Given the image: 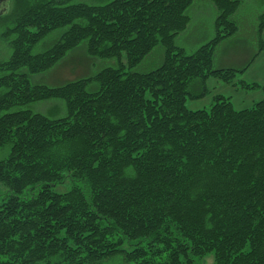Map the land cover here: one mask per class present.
I'll list each match as a JSON object with an SVG mask.
<instances>
[{
    "label": "trees",
    "instance_id": "obj_1",
    "mask_svg": "<svg viewBox=\"0 0 264 264\" xmlns=\"http://www.w3.org/2000/svg\"><path fill=\"white\" fill-rule=\"evenodd\" d=\"M209 1L214 35L192 52L177 39L194 0L10 1L0 16L12 36L0 62V148H11L0 160L10 191L0 264H202L211 255L214 264H264V97L241 109L221 93L209 109L186 105L207 93L210 76L233 83L264 49V13L250 61L218 67L243 0ZM58 29L50 48L33 52ZM84 41L90 56L117 64L32 84L30 74ZM158 45L162 64L135 70ZM46 100L63 101L65 115L25 107ZM68 180L69 190H54Z\"/></svg>",
    "mask_w": 264,
    "mask_h": 264
},
{
    "label": "rangeland",
    "instance_id": "obj_2",
    "mask_svg": "<svg viewBox=\"0 0 264 264\" xmlns=\"http://www.w3.org/2000/svg\"><path fill=\"white\" fill-rule=\"evenodd\" d=\"M11 0L0 1V16L8 18L12 8ZM88 3H105L110 0H75ZM8 3V4H7ZM10 12V13H9ZM187 13L191 17L188 28L178 36L177 43L187 49L188 52L196 50L204 42L214 35V21L217 15L215 5L209 0H194L188 8ZM264 13V0H243L240 8L233 16L239 25L238 33L222 42L216 51L215 62L228 64L235 67L245 66L246 63L256 53L258 49L257 25L259 16ZM0 26V62L8 59L12 52L10 41L12 36H4ZM63 29L51 32L43 38L33 49L34 53H39L50 48L60 37ZM264 41V29L261 32ZM164 49L158 45L135 70L139 72L151 71L162 64ZM125 60V58H124ZM117 61L113 58L92 57L87 53L86 42H82L75 49L70 50L66 56L52 68L35 74H30L32 84H46L50 86L62 85L83 77L93 76L106 66H115ZM244 64V65H243ZM21 72H27L22 68ZM243 83L256 84L255 87L247 88ZM208 91L199 98H188L186 105L190 109H209L214 102L216 94L230 96L234 107L237 109L252 106L256 101L264 97V49L254 58L249 66L237 74L233 83H228L216 76H210L206 81ZM98 84L92 83L90 90H96ZM198 88V89H197ZM200 87L193 86V90L198 92ZM58 104V108L54 107ZM35 112H42L48 115L63 116L66 113L65 104L60 100H46L32 102L25 106ZM60 107V108H59ZM57 108V109H56ZM18 108H15V110ZM10 145L0 148V160L8 157ZM71 187L68 180L54 187L57 192H65ZM8 186L0 181V204L9 196ZM202 264H214L213 255L203 259Z\"/></svg>",
    "mask_w": 264,
    "mask_h": 264
},
{
    "label": "crops",
    "instance_id": "obj_3",
    "mask_svg": "<svg viewBox=\"0 0 264 264\" xmlns=\"http://www.w3.org/2000/svg\"><path fill=\"white\" fill-rule=\"evenodd\" d=\"M250 59H251V58H250ZM250 59H249L248 61L244 62V64H245V63L247 64V63L250 61ZM244 64H243V65H244ZM225 66H232V65H228V64H225V63H224V64H219V65H218V67H225ZM242 67H243V66H242Z\"/></svg>",
    "mask_w": 264,
    "mask_h": 264
},
{
    "label": "water",
    "instance_id": "obj_4",
    "mask_svg": "<svg viewBox=\"0 0 264 264\" xmlns=\"http://www.w3.org/2000/svg\"><path fill=\"white\" fill-rule=\"evenodd\" d=\"M1 1V0H0Z\"/></svg>",
    "mask_w": 264,
    "mask_h": 264
}]
</instances>
